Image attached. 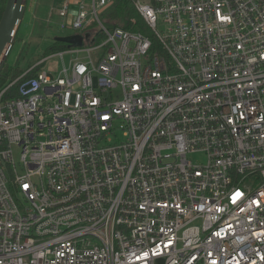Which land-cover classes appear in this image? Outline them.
I'll list each match as a JSON object with an SVG mask.
<instances>
[{"label": "built area", "instance_id": "2783aa9c", "mask_svg": "<svg viewBox=\"0 0 264 264\" xmlns=\"http://www.w3.org/2000/svg\"><path fill=\"white\" fill-rule=\"evenodd\" d=\"M133 1L0 88V264H264V0Z\"/></svg>", "mask_w": 264, "mask_h": 264}, {"label": "rangeland", "instance_id": "374dc122", "mask_svg": "<svg viewBox=\"0 0 264 264\" xmlns=\"http://www.w3.org/2000/svg\"><path fill=\"white\" fill-rule=\"evenodd\" d=\"M67 0H27L26 11L20 25L13 50L9 54L10 64L21 63L26 67L37 63L44 57H49L41 68L45 70L61 69L62 64H68L71 59L84 58L92 59L96 63L103 52V48H95L89 53H66L63 57L55 54H47L55 39L69 36L77 32L73 29H64L61 24L63 17L60 16V8ZM103 14L101 17L103 18ZM95 23V22H94ZM90 54V56H89ZM20 57V58H19ZM19 61L15 62L17 59ZM196 163L206 160L203 154H196L190 157Z\"/></svg>", "mask_w": 264, "mask_h": 264}, {"label": "trees", "instance_id": "16d2710c", "mask_svg": "<svg viewBox=\"0 0 264 264\" xmlns=\"http://www.w3.org/2000/svg\"><path fill=\"white\" fill-rule=\"evenodd\" d=\"M7 1L8 0H0V22L6 8ZM103 15V21L111 28L119 26L132 31H149L133 0H112L110 7L103 13ZM15 44L16 43H14V45ZM71 46L72 45L68 42L55 39L54 43L48 49V53L45 54V56L54 54ZM12 50L13 48L11 51ZM19 58L15 62L19 61ZM41 66L42 65L37 66L33 71H31L28 77L34 76L35 73L41 69ZM29 67H26L25 65L22 66L21 63L19 65L18 62L15 64H10L7 59L0 73V88L6 86L9 82L22 75ZM17 87L11 88L8 95H13V90L16 91Z\"/></svg>", "mask_w": 264, "mask_h": 264}, {"label": "water", "instance_id": "95a60500", "mask_svg": "<svg viewBox=\"0 0 264 264\" xmlns=\"http://www.w3.org/2000/svg\"><path fill=\"white\" fill-rule=\"evenodd\" d=\"M27 0H8L0 22V73L9 57L10 51L16 41L20 25L26 11ZM78 36L69 35L56 40L79 45Z\"/></svg>", "mask_w": 264, "mask_h": 264}]
</instances>
